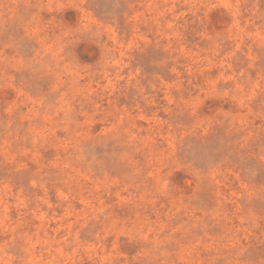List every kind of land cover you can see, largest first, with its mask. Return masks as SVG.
<instances>
[{
  "label": "rangeland",
  "instance_id": "rangeland-1",
  "mask_svg": "<svg viewBox=\"0 0 264 264\" xmlns=\"http://www.w3.org/2000/svg\"><path fill=\"white\" fill-rule=\"evenodd\" d=\"M0 264H264V0H0Z\"/></svg>",
  "mask_w": 264,
  "mask_h": 264
}]
</instances>
